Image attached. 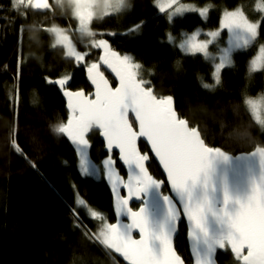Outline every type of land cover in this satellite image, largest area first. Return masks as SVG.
<instances>
[{
  "label": "trees",
  "instance_id": "obj_1",
  "mask_svg": "<svg viewBox=\"0 0 264 264\" xmlns=\"http://www.w3.org/2000/svg\"><path fill=\"white\" fill-rule=\"evenodd\" d=\"M182 1L198 7L212 5L207 21L189 13L169 22L154 0H131L132 9L123 15L121 24L109 16L94 21L92 27L97 33H109L103 37L114 50L142 65L144 79L157 95L173 96L177 112L200 130L209 146L221 147L231 155L247 153L254 145L264 144V131L242 105L245 97L254 98L264 91V69L252 76L247 71L248 61L264 46V23L255 42L234 54L233 66L223 72L222 84L215 90L201 86V81L211 83L210 65L200 56L182 54L166 37L199 26L216 29L225 9L241 7L259 19L253 10L255 0ZM64 11L57 7L55 17L44 16L25 11L23 5L17 10L11 0H0V264H127L82 235L81 220L93 233L97 230V222L89 220L86 209L102 210L109 222H115L111 185L104 179L95 182L83 177L76 146L53 130L66 123L68 115L57 89L48 81L67 75L70 90L90 93L85 69L74 67L66 50L46 31L55 25L72 33L75 21L70 11L63 15ZM141 21L146 23L140 33L128 34ZM92 51L94 61L97 54ZM13 139L37 162V168L14 151ZM89 139L91 161L99 164L112 156L125 177L116 155L104 151L98 133H91ZM139 149L148 154L143 143ZM147 166L154 178L163 180L151 158ZM162 191L167 194V187ZM81 199L84 208L79 206ZM185 238L186 227L181 222L174 245L186 264H191ZM216 264H235L230 250L219 251Z\"/></svg>",
  "mask_w": 264,
  "mask_h": 264
},
{
  "label": "snow or ice",
  "instance_id": "obj_2",
  "mask_svg": "<svg viewBox=\"0 0 264 264\" xmlns=\"http://www.w3.org/2000/svg\"><path fill=\"white\" fill-rule=\"evenodd\" d=\"M11 3L17 10L23 5L25 11L35 10L44 16L55 17L57 7L65 9L63 15L70 11L77 24L72 33L55 25L46 31L55 37L56 45L66 50L65 55L74 61V67L86 70L94 92L70 90L67 75L49 80L48 83L63 89L69 110L67 122L53 130L76 146L85 176L95 174V167L90 170L89 161V137L93 132L103 137L108 151L118 149L120 161L127 166L125 178L116 171L112 156L103 161V170L115 196V213L126 216L130 222H109L102 210H91L88 218L97 222V230L93 233L79 221L84 238L110 253H118L127 264H186L173 241L178 221L183 217L189 225L187 235L192 242L194 264H216V254L228 250L235 264H264V144L254 145V150L240 156L209 146L200 130L177 112L173 96L154 92L151 82L144 79L141 64L130 55L114 50L107 39L100 38L101 34L93 30L94 21L128 13L132 9L131 0H54V3L11 0ZM155 6L169 22L186 13H196L207 20L213 7H198L181 0H163ZM256 11L264 14V0H258ZM144 23L132 26L128 34H139ZM262 23L264 20L250 17L242 8L225 9L216 30L208 31L204 38L199 30L182 34L179 48L187 55L202 54L208 58L212 55L209 46H218L226 31L229 47L221 50L212 71L215 85H221L223 72L233 66L232 51L248 49L259 35ZM77 34L78 38L74 39ZM174 39L169 36L170 41ZM92 50L97 54L94 61ZM261 68H264V46L250 62L251 71ZM108 70L114 74L116 86L106 76ZM202 86L215 90L214 85L203 83ZM243 103L255 123L264 129V95L258 99L246 98ZM141 138L150 145L151 153L166 173L172 195L162 191L165 181L149 172L150 157L138 148ZM12 144L29 166L37 168V162L28 157L15 139ZM233 162L235 172L241 165L245 166L243 191H233L227 172L220 171L221 165ZM121 189L127 194L121 195ZM133 200L140 201L138 210L129 206ZM84 203L83 199L79 201L80 205ZM134 231L138 232V239L134 238Z\"/></svg>",
  "mask_w": 264,
  "mask_h": 264
},
{
  "label": "water",
  "instance_id": "obj_3",
  "mask_svg": "<svg viewBox=\"0 0 264 264\" xmlns=\"http://www.w3.org/2000/svg\"><path fill=\"white\" fill-rule=\"evenodd\" d=\"M105 74H106V76H108L114 82V86H116L118 82L116 81V79L114 77V74H111L110 70L106 71ZM85 80H86V83H87V85H88V87L90 89V93L94 92V86H92L91 82L88 80L87 74H86V70H85ZM50 84L53 85L57 89L61 99L64 102L65 110H66L67 115L69 117V110L67 109V98L64 97L63 94H62L63 93V89H61L59 87V85H55L53 83H50ZM73 91H75V90H73ZM90 93H87V94H90ZM130 118L134 119V117H130ZM98 138L103 144L104 151L108 152L109 154H115L116 155V161L119 163L120 167L123 169L124 175H125V178H126L127 177V166L123 165V163L120 161L118 149H114L111 152L108 151L107 147H106V141L103 139V137L99 133H98ZM140 143H143V145L146 147L149 157L156 164V166L159 169L161 175L163 176V180L162 181H165V185L164 186H166L167 189H168V193L167 194L172 195V193L170 192V186H168L167 183H166V173L163 172L162 166L159 165L158 160L155 159L154 158V154L151 153L150 145L146 143L144 138H141L140 140H138V148H139V144ZM244 154H246V153H241V154H237V155H234V156H240V155H244ZM235 169H236L235 162H233L232 164L221 165L220 166V171L227 172L228 177H229L230 187L232 188V190L236 191L237 189H239L240 191H243V189L245 187V178H246V175H247V172L245 170V166L241 165L240 168L236 172L234 171ZM120 194L121 195H126L127 194L126 190L121 189L120 190ZM111 197H112V211H113V215H114V218H115V222L119 221L120 223H129L130 221L128 220V218L126 216H117V214L115 213V196H114V194L112 192H111ZM132 205H136L137 206L133 210H138V208L141 206V203H140V201L133 200V201L130 202L129 206L132 207ZM181 222H183L185 227H186V238L185 239H186L187 250H188V254H189L190 260H191V264H194V255L192 253V247H191L192 242L188 238V235H187L188 230H189V225H188L187 220L185 218H183V217H181V219L178 221L177 231H176V233H175V235L173 237V241H175V238L177 237L178 227H179V224ZM133 236H134V238L138 239L139 238L138 232L134 231L133 232ZM113 254L116 255L118 258H122L118 253H114L113 252Z\"/></svg>",
  "mask_w": 264,
  "mask_h": 264
},
{
  "label": "rangeland",
  "instance_id": "obj_4",
  "mask_svg": "<svg viewBox=\"0 0 264 264\" xmlns=\"http://www.w3.org/2000/svg\"><path fill=\"white\" fill-rule=\"evenodd\" d=\"M158 2H163V0H154V5H156ZM181 2H182V3H185V4H191V3L183 2L182 0H181ZM257 3H258V0H255V4H254V6H253V10H254L255 12H257V11H256V5H257ZM155 7H156V6H155ZM156 8H157V7H156ZM240 8H241V7H240ZM157 9H158V8H157ZM222 13H223V11H222ZM222 13H221V17H222ZM161 14H162V13H161ZM186 14H189V13H186ZM186 14H185V15H186ZM194 14H196V13H194ZM259 14H260V18H259V20H261V17H264V14H261V13H259ZM123 15H124V14H120V15L113 14V15H111V16H115L117 22H119V23L121 24V23H122ZM196 15H198V14H196ZM198 16H199V15H198ZM175 18H180V17H174L173 19H175ZM167 19H168V18H167ZM201 19H202V18H201ZM207 19H208V18H207ZM168 21H169V19H168ZM202 21H203V22H206L207 20L202 19ZM76 27H77V24H76V22H75V28H76ZM218 27H219V26H218ZM218 27H217V28H218ZM75 28H74V29H75ZM217 28H216V29H217ZM74 29H72V31H73ZM216 29H213V30H216ZM197 30H199V31L201 32V38H204V37H205V34H206L208 31H212V30L204 29L203 27L199 26V27H197L196 29H194V30L191 31V32H185V31H183V32H181V33H180L178 36H176V37H174V36L171 35L172 37L175 38V39L172 40V41L169 40V36H170V35H168V36L166 37V42H167L168 44L174 46V47H175L177 50H179L182 54L187 55V54H185L182 50H180V48H179V43H180V42L182 41V39H183V35H182V34H191V33H193L194 31H197ZM99 34H101V37H100V38H104V37H103V34H104V33H100V32H99ZM76 38H78V34H77ZM254 42H255V41H253L252 44H253ZM86 43H87V40H85V44H86ZM217 44H218V46H217V45H210V46H209V51L212 53V55H210L208 58H205L202 54H198V55H196V56H200V57H202V58H203V59H204L209 65H210V67H211V83H207V84L214 85V87L216 86V85H215V81H214V79L212 78V71H213V68H214V64H215L216 62H218V60H219V56H220V54H222V53H221V50L224 49V48H226V47H229V45H228V35H227L226 31H225L224 33H222V35H221V39L217 42ZM260 47H261V46H259V47L257 48L254 57H253L251 60H249L248 63H247V71H248L249 76H252L253 74H256V73H260V72H262L263 69H264V68H261V69H258L257 71H251V70H250V62H251L253 59H255L256 56L259 55V48H260ZM243 50H245V49L233 50L232 53H231L232 58H233V56H234L235 53L241 52V51H243ZM188 56H191V55H188ZM203 83H205V82H202V81H201V86L203 85ZM202 87H203V86H202ZM204 89H205V88H204ZM262 95H264V91H263L261 94H259L258 96L254 97V99H258V98H260ZM246 98H251V97H245V98L243 99V101H244ZM242 105L244 106V108L247 110V112H248V113L250 114V116H251L250 110L247 108V105L244 104V103H242ZM251 118H252L253 121L255 122V120H254V118H253L252 116H251ZM255 124H256V123H255ZM256 125H257V124H256ZM257 126H258V128H259V130H260L261 132L264 131V129H261L259 125H257ZM107 157H108V156H107ZM107 157H105V158H104L99 164H96V163H94L93 161H91V159H90V157H89V161H90V170H91L92 167H95V174H94V175H88V176H85V175L82 174V170L80 169V173H81V175H82L83 177L90 178L91 180H93V181H95V182H99V181H101L102 179H104V180L106 181V183H107L108 185H110V183L107 181L106 173H105L104 170H103V161H104ZM79 168H80V166H79ZM115 169H116V167H115ZM116 171L118 172L117 169H116ZM79 206H81V207L84 208L85 205H80V204H79ZM86 211H87V212H86L87 215L90 216V211H91V210L89 211L88 209H86Z\"/></svg>",
  "mask_w": 264,
  "mask_h": 264
}]
</instances>
